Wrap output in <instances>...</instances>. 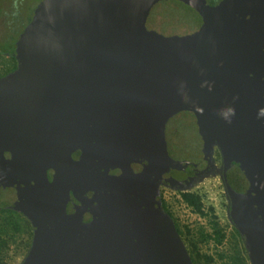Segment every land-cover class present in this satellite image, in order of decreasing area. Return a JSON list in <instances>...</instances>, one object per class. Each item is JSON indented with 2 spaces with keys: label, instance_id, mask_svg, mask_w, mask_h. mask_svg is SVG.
<instances>
[{
  "label": "water",
  "instance_id": "obj_1",
  "mask_svg": "<svg viewBox=\"0 0 264 264\" xmlns=\"http://www.w3.org/2000/svg\"><path fill=\"white\" fill-rule=\"evenodd\" d=\"M13 55L0 210L31 225L19 264H193L161 190L212 179L264 264V0H40Z\"/></svg>",
  "mask_w": 264,
  "mask_h": 264
},
{
  "label": "rangeland",
  "instance_id": "obj_2",
  "mask_svg": "<svg viewBox=\"0 0 264 264\" xmlns=\"http://www.w3.org/2000/svg\"><path fill=\"white\" fill-rule=\"evenodd\" d=\"M38 1L39 0H13L12 2L10 0H0L1 42L8 37L11 39L14 38L16 33L24 26L28 15ZM18 2L20 3L18 17L13 18L11 11L14 10V5H19ZM7 45L8 44H6V46L0 44V51L8 49ZM2 61L0 60V70L3 68L1 65V63L3 64ZM195 191L202 196L203 215L193 212L191 208L181 200L178 194L173 191L163 189L161 196L180 226L184 236L196 242V247L200 254L211 256L212 261L209 263H205V258H201L202 264H222L218 254H230L235 234L226 216L227 204L223 187L218 180L212 179L198 186ZM214 222L218 224L224 234V239L220 243H216L212 237L214 235ZM200 233L210 235V237L202 239ZM19 262L20 256L16 251V247L12 245L8 253L6 264H19Z\"/></svg>",
  "mask_w": 264,
  "mask_h": 264
},
{
  "label": "trees",
  "instance_id": "obj_3",
  "mask_svg": "<svg viewBox=\"0 0 264 264\" xmlns=\"http://www.w3.org/2000/svg\"><path fill=\"white\" fill-rule=\"evenodd\" d=\"M10 1L13 2V0H10ZM19 7H20V3H19V5L13 6L14 10L11 11V15L13 18L18 17ZM31 14H32V11L28 15L27 20L24 23V26L29 21ZM23 27L20 31H18L16 33L13 40H16L17 37H19V35L22 34ZM6 41H7V39H4L2 42L0 41V44H3L5 46H6V44H10V43L12 44V42L9 43V41H7V43L5 44ZM8 48H9V46H8ZM0 60L1 61L4 60V61H2L3 64L1 63L3 68L0 70V76L7 74L8 72L12 71L16 67V61L14 59L12 48H9L6 50L3 49L2 51H0ZM215 157H216V159L220 158L218 151L215 152ZM161 192H162V190H161ZM176 194H178V196L181 198V200L189 208H191V210L193 212L200 214V215H203L202 196L198 192H196V191H185V192L178 191ZM161 198H162V196H161ZM162 204H163L164 209L167 211V213L173 219L176 230L179 233L180 237L182 238V240H183V242L187 248V251L189 253V256L191 258L192 263L193 264H202L201 258H205V260H206L205 263L211 262L212 261L211 256H208L206 254H200L197 250L196 242L193 240L187 239L184 236V234L182 233V231L180 229V226L178 225V223L174 219L171 211L169 210V208H168V206H167V204L163 198H162ZM210 211H211V208H210ZM233 230H234L235 234L233 237V245L231 247L230 254L221 253V254H218V257L221 260L222 264H248L245 249L242 245L239 234L237 233V231L234 228H233ZM213 232H214V235L212 236L213 239L216 241V243H220L224 239V234L216 222L213 223ZM31 236H32L31 225L23 215L15 212V211L8 210V209L0 210V264H6L8 253H9L12 245H14V247H16V251H17L18 255L20 256V260H21L29 248ZM200 236L202 237V239L210 237V235H207L204 233H200Z\"/></svg>",
  "mask_w": 264,
  "mask_h": 264
},
{
  "label": "flooded vegetation",
  "instance_id": "obj_4",
  "mask_svg": "<svg viewBox=\"0 0 264 264\" xmlns=\"http://www.w3.org/2000/svg\"><path fill=\"white\" fill-rule=\"evenodd\" d=\"M209 3H216L218 0H207ZM18 38V37H17ZM16 39V38H15ZM7 40L9 41V42H12V44L10 43V44H8V46H9V48H12L13 49V47H14V42L16 41V40H13V38L11 39V38H7ZM7 43V41L5 42V44ZM8 48V49H9Z\"/></svg>",
  "mask_w": 264,
  "mask_h": 264
}]
</instances>
